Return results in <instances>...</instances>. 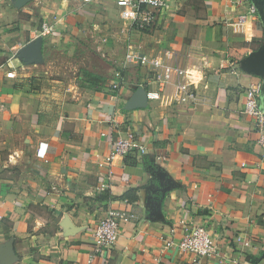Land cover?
I'll use <instances>...</instances> for the list:
<instances>
[{
  "label": "crops",
  "instance_id": "crops-1",
  "mask_svg": "<svg viewBox=\"0 0 264 264\" xmlns=\"http://www.w3.org/2000/svg\"><path fill=\"white\" fill-rule=\"evenodd\" d=\"M252 1L257 15L238 24L231 0H168L151 28L131 30L143 54L179 52L197 94L182 104L149 98L144 67L116 88L41 75V23L62 35L115 0H0V264H264V158L242 111L255 82L264 108V0ZM128 131L145 151L107 161ZM108 208L134 216L88 262ZM192 226L210 232L212 256L179 252Z\"/></svg>",
  "mask_w": 264,
  "mask_h": 264
},
{
  "label": "built area",
  "instance_id": "built-area-1",
  "mask_svg": "<svg viewBox=\"0 0 264 264\" xmlns=\"http://www.w3.org/2000/svg\"><path fill=\"white\" fill-rule=\"evenodd\" d=\"M93 0H82L89 3ZM119 18L128 30L143 31L151 28L156 19L157 13L169 7L168 0H115ZM232 6L239 10L236 16L238 24H244L257 15V6L252 0H231ZM61 22L49 23L47 20L41 23L40 36L53 34L58 30ZM128 27V28H127ZM144 67L149 80L146 84L154 85L147 95L152 99H161L167 103L191 104L195 102L197 94L194 84L185 80L184 68L181 56L175 50H160L154 55L143 54L140 49L131 44L126 45V53L123 56V64L120 70L115 72V77H120L121 71L129 66ZM6 77H15V71L5 73ZM143 84L142 86H146ZM112 88L118 83L110 82ZM263 83H251L245 91V102L242 111L253 119L258 133L257 143L264 158V108L260 105V98L263 92ZM139 151L143 153L145 147L134 131H128L124 136L118 135L114 140L107 161L115 157ZM111 172V171H109ZM134 216V212L108 208L105 215L97 221L92 230V243L88 247L90 262L97 254H102L105 249L110 248L116 240L120 221ZM172 244V241L170 242ZM179 252H188L195 257L212 256L216 252V244L210 232L203 226H192L184 229L179 242L176 243Z\"/></svg>",
  "mask_w": 264,
  "mask_h": 264
},
{
  "label": "rangeland",
  "instance_id": "rangeland-1",
  "mask_svg": "<svg viewBox=\"0 0 264 264\" xmlns=\"http://www.w3.org/2000/svg\"><path fill=\"white\" fill-rule=\"evenodd\" d=\"M115 9L102 8V12L90 15L74 30L45 37L51 45L41 57V75L59 79L69 88L91 89L110 84L123 64L126 45L136 44L137 38L126 29ZM42 41L45 40L36 42Z\"/></svg>",
  "mask_w": 264,
  "mask_h": 264
},
{
  "label": "water",
  "instance_id": "water-1",
  "mask_svg": "<svg viewBox=\"0 0 264 264\" xmlns=\"http://www.w3.org/2000/svg\"><path fill=\"white\" fill-rule=\"evenodd\" d=\"M40 49H41V45L40 43H36L26 54L27 57L33 55V54H37L40 53Z\"/></svg>",
  "mask_w": 264,
  "mask_h": 264
}]
</instances>
